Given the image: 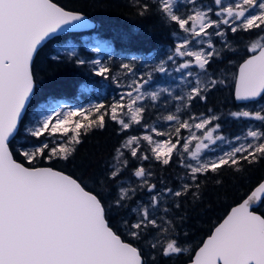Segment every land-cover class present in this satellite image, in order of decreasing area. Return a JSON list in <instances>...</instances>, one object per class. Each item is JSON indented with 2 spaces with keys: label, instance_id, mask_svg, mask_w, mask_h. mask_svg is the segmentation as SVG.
<instances>
[{
  "label": "snow or ice",
  "instance_id": "obj_1",
  "mask_svg": "<svg viewBox=\"0 0 264 264\" xmlns=\"http://www.w3.org/2000/svg\"><path fill=\"white\" fill-rule=\"evenodd\" d=\"M212 3L218 10L202 7L198 0H151V3L139 4L141 16L154 9L161 14L162 20L175 24L185 34L176 44L173 54L168 56L174 64L176 57L191 58L175 67V71L182 74L181 79L191 85L186 98L175 97L184 101L185 108L197 97L206 100L209 91L224 83L223 80L213 79L207 67L213 58L221 56V51L214 47L213 36L221 38L224 49L234 50L226 39L227 32L221 30L222 25L233 34L260 30L247 48L253 55L239 65L235 99L254 101L264 98V0H233L228 4L224 0H212ZM182 6L187 8L186 14L179 11ZM210 14L220 19H212ZM84 20L82 14L65 10L53 0H0V264H148L141 249L122 239L110 225L108 216L113 207L127 209L121 225L132 240L142 242L150 249L159 247L163 258L178 257L187 252V248L179 243L178 233L166 245L159 239L160 236L175 233L173 221L168 218L173 206L179 209L182 198L189 195L194 202L202 198L198 179L201 175L206 176L209 172L219 174L223 166L239 172L242 170L241 161L252 164L264 158V131L249 127L245 134V139L249 140L247 144L233 146L216 159L203 162L201 153L205 149L211 150L210 145H216L217 141L234 144V141L218 134L219 124L208 127L219 117H190L193 121L190 123L189 120H181L178 114H168L163 119L176 123L175 142L171 133L152 127L151 132L156 136L168 135L169 139L157 141L151 134L131 136L121 148L129 149L132 158L148 160L149 156L140 152L141 141H146L151 146L154 159L169 165L178 145L181 146L183 153H189L196 165L185 162L183 153H179L181 166L188 169V173L180 178L182 182L175 189L164 187L157 190V185L149 182L151 173L140 166L132 173L139 184L124 187L121 182L115 199L106 206L103 192L118 181L123 168L128 165L126 159L121 160L124 156L121 148L116 150L111 169L93 179L100 192L88 189L76 178L51 166H36L40 159L49 162L69 160L75 149L68 145L81 143L80 130L84 129L86 134L93 126L103 128L106 115L118 123L122 131L129 129L131 124H141L145 109L138 102L145 98L152 101L160 98L159 92H142L151 77L144 79L141 76L129 86L132 90L125 94L127 103H113L108 111L101 112L104 106L95 105L89 110L62 112L53 109L44 115L34 127L26 129L28 135L37 140L45 134L49 137L56 134L68 137L71 132L72 135L58 147L49 148L47 142H42L30 151L21 148L19 155L25 163L18 162L10 151L9 138L17 132L25 105L33 93L34 55L46 39L61 31L83 26ZM208 29H213V32ZM193 40L200 45L206 44L211 51L206 52L202 48L192 50L190 44ZM75 55L74 51L69 53V56ZM76 62L80 65L87 63L79 58ZM91 63L95 66L93 71L96 76L109 77L111 69L108 66L99 60ZM122 68L134 74L130 65L124 64ZM155 71L164 73L168 69L161 64ZM133 92L136 94L133 95ZM168 94L171 95L170 92ZM180 111L178 105L176 112ZM92 113L100 114L92 120ZM121 114L127 115L129 121ZM230 116L258 121L264 126V108L235 111ZM193 128L201 131L202 135L197 136ZM181 129L188 130L190 135L181 137ZM182 139L184 142L181 145ZM234 139L238 141L240 137ZM193 141H196L195 150L190 148ZM138 190L151 194L148 203H138L129 208L128 202ZM262 196L264 182L231 209L194 253L190 264H264V216L250 210L256 202H261ZM169 197L173 199L165 203ZM131 214H134V219ZM152 229L156 231L150 235ZM150 259L157 264L155 254Z\"/></svg>",
  "mask_w": 264,
  "mask_h": 264
},
{
  "label": "trees",
  "instance_id": "obj_2",
  "mask_svg": "<svg viewBox=\"0 0 264 264\" xmlns=\"http://www.w3.org/2000/svg\"><path fill=\"white\" fill-rule=\"evenodd\" d=\"M200 1L203 2V0ZM208 1L212 2V0ZM53 2L66 10L85 14L96 23V27L86 32L67 33L55 37L37 52L32 65L34 94L18 134L10 142V150L20 163L25 161L16 151L19 145L18 139L24 141L20 144V149L31 145L38 146L41 143L40 138L37 140L22 132L28 121V115L33 110L49 100H62L70 104L86 102L87 96L81 92V87L92 84L94 75L87 63L80 65L76 60L79 58L88 61L93 53L85 49L83 37L95 35L100 40L111 44L112 51L104 53L103 56L109 68L113 70L125 62H139L141 57L163 54L166 49L174 46L173 36L179 31L175 24L162 20L161 14L154 9L143 16L139 14V4L151 3V0H53ZM259 31H237L235 34L227 31L226 39L232 45L234 49L232 51L224 49L223 41L217 37L218 41H215V44L220 45L218 50L221 51V56L213 58L207 67L213 79L223 80L224 83L217 84L209 91L206 94V100H200L197 97L186 108V112L192 117L213 115L219 117L213 123L220 125L224 135L234 136L247 125L246 119L233 118L230 113L243 110L242 106L245 105L238 104L234 97L236 73L239 64L252 55L247 48ZM68 41L76 44V56L58 55L55 46ZM262 100L263 98L257 102ZM155 121L156 117L153 116L152 111L146 108L141 124L131 125L129 129L122 131L121 126L106 115L103 128L93 126L86 134L84 130L81 132V143L72 146L75 151L69 160L46 162L40 159L36 166H51L76 178L87 185L88 189L100 192V187L93 182L94 177L101 176L106 170L111 169L116 150L121 148L129 135L139 134L142 132L141 127L150 126ZM140 152L148 155L149 159L132 158L129 152L122 157V160L127 159L128 165L123 168L118 181L109 185L103 192L102 199L105 200L106 206L115 199L121 182L134 177L132 173L137 167L143 166L151 173L149 182L156 184L157 190L164 187L175 189L182 182L180 178L187 175L188 171L181 166V157L178 152L173 153L169 165H163L154 159L151 146L146 141H141ZM240 167L242 170L239 172L231 167L223 166L219 174L209 172L206 176L201 175L198 179L201 184L202 198L195 202L190 195L182 198L181 207L176 209L173 206L172 211L168 213V218L173 221L175 233L160 236L159 239L162 244H166L178 233L179 243L190 247L186 253L178 257L163 258L160 255V248L158 251L150 249L144 243L134 241L123 233L120 225L122 218H125L127 214L124 209L117 210L113 207L109 212V223L114 230L118 231L122 239L141 249L148 264H153L150 256L154 253L157 264H187L192 260L194 252L211 235L229 211L241 203L264 180V158L252 164L241 161ZM217 180L221 183L217 184ZM133 202L134 200L130 203ZM256 212L264 216V199ZM155 231L152 229L149 234L152 235Z\"/></svg>",
  "mask_w": 264,
  "mask_h": 264
},
{
  "label": "rangeland",
  "instance_id": "obj_3",
  "mask_svg": "<svg viewBox=\"0 0 264 264\" xmlns=\"http://www.w3.org/2000/svg\"><path fill=\"white\" fill-rule=\"evenodd\" d=\"M232 2L233 0H224L225 4L232 3ZM198 4H200L202 7H205V8L213 7L215 9V5L212 2L210 3V1L208 0H203V2L198 0ZM188 7H191V6L189 5ZM215 10H218V9H215ZM179 11L181 13L186 14L187 8L182 6L179 9ZM210 15L212 19H220L216 17L214 14H210ZM221 30H224L226 32L227 31L231 32L229 29H227V26H223V25L221 26ZM208 31L213 32V29H208ZM184 36L185 34L181 30H179L173 36L174 46L166 49V51L163 54L159 56H148L145 58L141 57L138 60L139 62H125L121 64L118 68L111 70L109 77L107 79L100 77V76H96L94 74L93 68L95 66L91 62L94 60H99L102 64L108 66V64L105 62V58L103 54L109 53L112 51L111 44L107 41L100 40L95 35H89V36L83 37L82 41H83V45L85 49L93 53V56L87 61V64L89 65L88 68L94 75V82L88 86L85 85L81 87V92L87 96L86 102L82 104H75V103L70 104L62 100L46 101L40 104L35 110H33L28 115V121L24 125L22 132L24 134H27L26 129L34 127L38 120L43 119V116L51 113L53 109L57 111H62V112L68 111V110H76V109L89 110V109H92L93 106L95 105H103L104 107L101 109V112H105V111L110 110L111 105L113 103H117V102L127 103V97L125 94L128 91L132 90V88H130L129 86L133 84V81L139 80L141 76H143L144 79H148V77L150 76L151 79L149 80L147 84L144 85L142 92L144 93L159 92L160 98L157 101H152L150 98H145L141 102H138V104H142L144 109L148 108L150 112L152 111L153 116L156 117V121L153 122L150 126L141 127L142 132H140L137 135L131 134L127 137V139L131 136L142 137L145 134H151L153 136V139L157 141H165L169 139L168 135L158 137L155 135V133L151 132V128L155 127L158 131L171 133V138L173 142H175L177 138L176 133H175L176 123L168 122L164 120L163 117L167 116L168 114H178L181 120H189L190 123L193 122L192 120H190V117L192 116L188 114V112H186L187 107L186 108L184 107V101L175 99V97L177 96H184L186 98L187 93L191 87V85L187 84L184 80L181 79L182 74L179 72H176L175 67L177 64L183 62L184 60H191V58L176 57L175 64L172 61L168 60V56L173 54L176 44L180 42V40H182ZM217 37L218 36L212 37V42L216 50H218L220 47V45L215 44V41H218ZM190 47L192 48V50H200L202 48L206 52L211 51L210 49L207 48L206 44L200 45L195 40H193L192 44H190ZM55 49L58 55H63V56L68 55L69 56V53L72 51H74L77 54V46L73 41H68L66 43L57 45L55 46ZM70 57H74V56H70ZM124 64L130 65V67L133 69L134 74L127 73L122 68V65ZM161 64H163L168 69L167 72L161 73V72L155 71V69L159 67ZM193 71H198V70L193 69ZM140 82L142 83V81ZM162 89H166L167 91H161ZM169 92L171 93V95L168 94ZM135 94L136 93L133 92V95ZM122 97H123V100H122ZM178 105L181 107V111L179 113L176 112ZM242 108L243 110H248V111H258L260 108H264V98L262 101L257 102V103L252 102V103L245 104L244 106H242ZM99 114L100 113H92V115L90 116V119L95 120ZM121 115H122V118H124L126 121H129V117L127 115L125 114H121ZM75 119H80V117H76ZM246 120L248 121L247 125L244 128H242L238 132V134L234 136L224 135L219 129L218 134L225 136L227 140L229 141H234V144L217 141L216 145H210L211 150L205 149L201 153V156H200L201 161L207 162L208 160L216 159L218 156L223 155L224 151L231 150V147L233 146H239V144L241 143L247 144L249 140L245 139V134L249 127H252L254 129H259L262 131V126L258 121L249 120V119H246ZM131 125H135V124H131ZM213 125H215V123H213L212 125H209L208 127L211 128ZM83 130L84 129H81L80 131L82 132ZM193 131L196 132L197 136L202 135L201 131H197L194 128H193ZM71 135H72L71 132L68 134V137L61 136L60 134H56L55 136L49 137L47 134H45V136L40 137V139H41V143L47 142L49 144V148H52V147H58L60 143L67 141V139ZM189 135L190 133L188 130L181 129V132H180L181 137L186 138ZM237 136L240 137V140L238 141L234 139ZM22 142L24 141L20 139L17 140V144H19L16 148L17 152H19L20 144ZM183 142L184 140L182 139L181 145L183 144ZM195 144H196V141H193L192 145H190L191 150H195ZM68 146L72 147L73 145H68ZM34 147L36 146L31 145L29 149H23V150L30 151ZM121 150L124 152V155L126 154V152H129V155H130L129 149L121 148ZM177 152H178V155L179 153H183V149L179 145H178ZM46 154H47V150H46ZM183 159L187 163L196 165V161H193L190 159L189 153H183ZM121 160H122V157H121ZM45 161L48 162L47 160ZM114 163H115V159L113 161V164ZM138 184H139V181L136 177H132V179H127L126 181H123L124 187H128V186L135 187ZM150 195L151 194L148 193L146 190H138L135 197L132 199L134 200V202L131 204L130 202L132 200L129 201L128 207L129 208L135 207L138 203H148V199ZM171 199L173 198L171 197L167 198L165 203H167ZM124 210L127 212V209H124ZM131 215H132V218L134 219L135 218L134 214H131ZM120 226H121L122 232L125 233L122 225ZM184 247H186L187 250L190 249L189 246H184ZM158 249L159 247L153 250L158 251Z\"/></svg>",
  "mask_w": 264,
  "mask_h": 264
},
{
  "label": "water",
  "instance_id": "obj_4",
  "mask_svg": "<svg viewBox=\"0 0 264 264\" xmlns=\"http://www.w3.org/2000/svg\"><path fill=\"white\" fill-rule=\"evenodd\" d=\"M58 5V4H57ZM59 6V5H58ZM66 10V9H65ZM70 11V10H69ZM72 12H76V11H72ZM76 13H79V14H82V13H80V12H76ZM84 17H85V20L82 22V24H83V26H80V27H76V28H74V29H69V30H65V31H61V32H59V33H57V34H55V35H53L52 37H50V38H48V39H46L44 42H42V44L39 46V48H38V50H37V52L47 43V42H49L50 40H52V39H54L55 37H59V36H62V35H65V34H67V33H77V32H84V31H90V30H92V29H94L95 27H96V23L94 22V21H92V20H90L85 14H82ZM37 54V53H36ZM36 54L34 55V58H35V56H36ZM253 55V54H252ZM251 56V55H250ZM247 58H249V57H247ZM246 58V59H247ZM34 60V59H33ZM244 62V61H243ZM243 62H241L240 64H242ZM239 64V65H240ZM238 70H239V66H238V68H237V73H236V77H237V75H238ZM235 82H236V79H235ZM34 89H35V82H34V87H33V93H32V95L29 97V101L26 103V105H25V110L23 111V113H22V115H21V120H20V122H19V124H18V129H17V132L16 133H14V135H13V137H10L9 139H10V142L17 136V134H18V132H19V130H20V127H21V123H22V120L24 119V116H25V114L27 113V109H28V106H29V104H30V102H31V100H32V97H33V94H34ZM234 97H235V87H234ZM259 99H261V98H257V100H259ZM236 100V99H235ZM257 100H254V101H237L236 100V102L238 103V104H248V103H252V102H255V101H257ZM11 151V150H10ZM41 167H48V166H41ZM66 174V173H65ZM68 175V174H67ZM262 182H264V180L262 181ZM257 187V186H256ZM255 187V188H256ZM254 188V189H255ZM253 189V190H254ZM263 199H264V196H262L261 197V202H256L254 205H253V207L250 209V210H252V211H254L256 214H258V215H260L258 212H256V209L259 207V205L262 203V201H263ZM237 206V205H236ZM236 206H234V207H236ZM231 211V210H230ZM230 211H229V213H230ZM228 213V214H229ZM227 214V215H228ZM226 215V216H227ZM226 218V217H225ZM223 222V220L220 222V223H222ZM219 223V224H220ZM218 224V225H219ZM217 225V226H218ZM215 229V228H214ZM214 231V230H213ZM212 231V232H213ZM212 234V233H211ZM209 237V236H208ZM208 237L205 239V240H207L208 239ZM204 240V241H205ZM203 241V242H204ZM202 246V245H201ZM200 246V247H201ZM199 249V248H198ZM197 249V250H198ZM196 250V251H197ZM195 251V252H196ZM194 252V253H195ZM193 256H194V254H193ZM193 258V257H192ZM191 262V261H190ZM190 262L189 263H187V264H190Z\"/></svg>",
  "mask_w": 264,
  "mask_h": 264
},
{
  "label": "bare ground",
  "instance_id": "obj_5",
  "mask_svg": "<svg viewBox=\"0 0 264 264\" xmlns=\"http://www.w3.org/2000/svg\"><path fill=\"white\" fill-rule=\"evenodd\" d=\"M84 32H86V31H84ZM77 33H81V32H77ZM29 107V106H28ZM28 110V109H27ZM260 206V205H259Z\"/></svg>",
  "mask_w": 264,
  "mask_h": 264
}]
</instances>
